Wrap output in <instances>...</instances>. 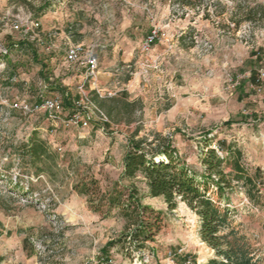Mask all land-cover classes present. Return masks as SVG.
<instances>
[{"label": "rangeland", "instance_id": "rangeland-1", "mask_svg": "<svg viewBox=\"0 0 264 264\" xmlns=\"http://www.w3.org/2000/svg\"><path fill=\"white\" fill-rule=\"evenodd\" d=\"M33 20L39 43L13 28ZM67 43L98 52L87 87L107 123L67 128L35 111L51 97L63 101L61 118L73 109L65 95L73 104L83 71L64 63ZM261 72L264 0H0V264H207L214 252L199 217L185 203L171 211L152 198L142 175L123 177L131 141L146 151L169 143L202 183L208 150L218 147L232 187L219 197L208 180L209 195L264 260V81L250 84ZM34 134L55 160L23 158ZM84 182L89 195L76 189ZM132 185L158 215L144 248L125 239L127 220L106 201L114 187L127 197Z\"/></svg>", "mask_w": 264, "mask_h": 264}, {"label": "trees", "instance_id": "trees-1", "mask_svg": "<svg viewBox=\"0 0 264 264\" xmlns=\"http://www.w3.org/2000/svg\"><path fill=\"white\" fill-rule=\"evenodd\" d=\"M43 8L42 10H44ZM258 74L252 73L251 84H257ZM69 94L65 95L66 106H72ZM129 108L132 104L127 103ZM227 124H233L228 121ZM172 146L164 144L157 149L146 151L142 142L131 141L130 149L124 159L123 177L135 179L142 175L152 198H162L168 209L174 211L180 202L185 203L200 220V235L202 242L214 252V257L207 264H264V260L257 256L248 243V240L232 229L231 214L228 208H222L209 195L211 180L216 187L219 197H223L226 189L232 187V180L226 175L223 166L226 158L217 155L211 149L208 150L207 177L203 183L198 181L190 172L182 166L174 157ZM22 156L31 161L33 166L44 159L55 160L46 144L34 134L28 144L22 147ZM234 178L241 180L246 177L245 170L240 166L237 158L234 159ZM251 182V179H248ZM76 189L84 194H90L89 184L84 182ZM126 197L124 190L114 187L107 198L110 209L119 208L123 217L127 220L130 229L125 239L130 238L132 244L144 248L145 243L153 241L156 225L153 218L158 220V215L148 206H143L139 192L132 185L127 188ZM126 197V198H125ZM115 243H109L104 250L107 252ZM104 261L106 259H103Z\"/></svg>", "mask_w": 264, "mask_h": 264}, {"label": "built area", "instance_id": "built-area-1", "mask_svg": "<svg viewBox=\"0 0 264 264\" xmlns=\"http://www.w3.org/2000/svg\"><path fill=\"white\" fill-rule=\"evenodd\" d=\"M41 26L39 20L26 21L16 23L13 28L16 30L26 28L27 32H31L34 39L39 43L42 41L40 34L37 32ZM157 38L156 33L147 38L144 51H150L152 44ZM65 64L68 67H77L83 71V82L77 88V97L73 100V109L68 113L66 118H61L58 114H62L64 109L63 101L58 97L45 98L40 103L35 105V111L48 112L50 118L55 122H61L64 127L81 129H89L94 122L104 124L108 122V117L101 111L95 103L91 100V91L88 90L87 83H95L99 69V54L93 46H86L84 44L69 43L65 52ZM264 81V72L258 74L257 84H251L253 88L261 87ZM14 107L19 108L18 104ZM28 107L25 108L27 110ZM218 154L220 150L218 147L213 148ZM106 264H113L112 261ZM185 264H192L190 261Z\"/></svg>", "mask_w": 264, "mask_h": 264}, {"label": "crops", "instance_id": "crops-1", "mask_svg": "<svg viewBox=\"0 0 264 264\" xmlns=\"http://www.w3.org/2000/svg\"><path fill=\"white\" fill-rule=\"evenodd\" d=\"M59 36H60V38H63V35L62 34H59ZM66 38V37H65ZM67 39V38H66ZM69 43H67V45H68ZM67 48V47H66ZM65 52H66V49H65V51H64V63H65ZM80 71V70H79ZM80 72H82V71H80ZM84 79V77H83V73L81 74V79L80 80H83ZM250 84H251V82H250Z\"/></svg>", "mask_w": 264, "mask_h": 264}]
</instances>
